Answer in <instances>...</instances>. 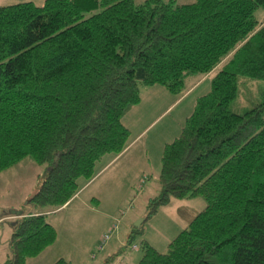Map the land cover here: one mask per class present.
<instances>
[{"label":"trees","instance_id":"16d2710c","mask_svg":"<svg viewBox=\"0 0 264 264\" xmlns=\"http://www.w3.org/2000/svg\"><path fill=\"white\" fill-rule=\"evenodd\" d=\"M259 7L264 0L0 6V172L25 157L44 166L28 199L33 210L11 222L2 264H25L55 242L42 211L65 205L105 154L125 148L129 130L121 119L140 101L139 85L181 92L188 75L218 65L210 91L164 145L160 191L145 219L172 198L201 195L206 207L166 251L143 240L136 264H264V87L252 108H229L239 75L264 81Z\"/></svg>","mask_w":264,"mask_h":264},{"label":"rangeland","instance_id":"374dc122","mask_svg":"<svg viewBox=\"0 0 264 264\" xmlns=\"http://www.w3.org/2000/svg\"><path fill=\"white\" fill-rule=\"evenodd\" d=\"M25 1L40 4L44 0H0V6ZM134 2L139 5L144 0ZM256 17L264 18L263 8H257ZM221 68L222 65H218L210 76L203 78L204 81L198 87L190 90V95L174 104L173 99L181 96L184 89L199 75H188L185 78V88L177 93L160 84L139 85L140 101L128 108L122 116V123L129 130L127 141L133 142L126 152L117 154L98 173L107 160L114 156L105 154L96 163L95 174L81 189L77 199L53 215L57 236L54 254L52 250L50 252L54 256L68 258L73 264H105L113 248L103 256L104 247L118 234L123 243L115 242L118 253L111 257L110 264L117 262V256L122 257L133 249H139L135 251L136 259L133 264H136L142 255L140 248L143 240L159 251H166L168 243L206 207V201L201 195L182 201L172 198L168 204L160 206L154 214L141 221L139 226H135L138 220L145 217L148 202L159 194V172L164 145L179 135L185 117L194 110L196 98L210 91L212 78ZM237 85V96L231 101L229 108L235 113H243L260 101L264 81L239 75ZM152 121L154 122L139 135L142 128ZM43 173L44 166L30 157H25L0 172V256L12 233V221L5 220L6 216L10 211H21L27 207L28 199L37 190ZM109 226L110 231L108 229L105 233ZM102 235L107 238L99 248ZM42 259V256H38L31 264H37Z\"/></svg>","mask_w":264,"mask_h":264},{"label":"crops","instance_id":"0c3cea01","mask_svg":"<svg viewBox=\"0 0 264 264\" xmlns=\"http://www.w3.org/2000/svg\"><path fill=\"white\" fill-rule=\"evenodd\" d=\"M212 72V71H211ZM211 72H209V73H207V74H205V75H199V77L197 78V79H195V80H193L192 82H191V85L189 86V87H186V89L182 92L183 94L181 95V96H179L177 99H173V103L172 104H174L176 101H178L179 99H181L182 97H184V96H186V95H190V90H192L193 88H195V87H198V85L201 83V82H203L204 81V77L205 76H210V73ZM202 96V95H201ZM200 97V96H199ZM196 100H197V98H196ZM196 102V101H195ZM171 104V105H172ZM169 108V107H168ZM164 111H166V109L164 110ZM163 111V112H164ZM187 117H185V119H186ZM157 119V118H156ZM155 119V120H156ZM128 120H130V118H128ZM121 121H123L122 119H121ZM185 121V120H184ZM154 121H152V122H150L148 125H146L144 128H142V130L140 131V133H139V135L141 134V133H143V131L146 129V128H148L152 123H153ZM129 125L131 124V122L129 123V122H127ZM135 138V137H134ZM132 140H130V141H127V143H126V146H125V148L122 150L123 152H126L127 150V148L129 147V145H131L132 144ZM170 142V141H169ZM166 143H168V142H166ZM121 151V152H122ZM120 152V153H121ZM119 155V154H118ZM117 157V155L115 156H112L111 158H109L108 160H107V163H105L99 170H98V173H101V171L108 165V162H110L112 159H114V158H116ZM90 181V180H89ZM89 181H87L86 183H84V184H82L81 185V187H80V189L78 190V192L69 200V202L68 203H66L65 205H63L62 207H60V208H58V209H55V210H45V211H42L45 215H46V220L55 228L56 226H55V224L53 223V221H52V217H53V215L54 214H56L58 211H60V210H62V209H64L65 207H67L68 205H70L75 199H77V197L79 196V194L81 193L80 191H81V189L83 188V187H85L86 186V184L89 182ZM36 189H33V191H35ZM93 198H94V195H93ZM178 200V199H177ZM179 200H184V199H179ZM170 202V201H169ZM179 204V203H178ZM177 205V204H176ZM33 210V207L31 206V205H29V204H27V207H24L23 209H22V212L23 213H30L31 211ZM17 217H15L14 215H10V216H6V218H5V220H9V221H13V220H15ZM11 225V224H10ZM108 229L110 230L111 229V226H109L105 231V233H107V231H108ZM104 233V234H105ZM116 233V232H115ZM103 234V235H104ZM103 235L102 236H100L101 238L103 237ZM7 241H9V239L7 240ZM115 242H117L118 244H122L123 243V240L122 239H120L119 238V236H118V234H116L112 239H110L109 240V242L105 245V247H104V251L102 252L103 253V256L105 255V254H108L109 252H111V249L110 248H113L112 250V252L110 253V255L109 256H107L108 257V259H106L105 260V257H104V260H105V264H110V261H111V257L112 256H114L115 257V255L118 253V248H115ZM55 242L52 244V245H50L49 247H47L45 250H43L39 255H37L36 257H34V258H31V259H27V261H26V263L25 264H31L32 262L31 261H33V260H35V259H37L38 258V256H42L44 259H42V260H38V263L37 264H52L57 258H59V256L57 255V256H54L53 254H54V249H55ZM5 247L6 248H4L3 250H2V252H1V256H0V261H1V264L6 260V258H7V256H8V243L6 242V245H5ZM115 248V249H114ZM53 251V254L50 252V251ZM137 250H139V249H133V250H131L130 252H128V253H126L124 256H117L116 258H118L117 259V262L115 263V264H133L134 262H135V259H136V252L135 251H137ZM105 252H107V253H105ZM89 253H90V250H89ZM88 256H89V254H88ZM106 257V258H107ZM65 259H67V260H69L68 258H65ZM70 261V260H69ZM88 261L89 262H91L89 259H88ZM114 261V260H113ZM71 262V261H70ZM71 264H73L72 262H71Z\"/></svg>","mask_w":264,"mask_h":264},{"label":"water","instance_id":"95a60500","mask_svg":"<svg viewBox=\"0 0 264 264\" xmlns=\"http://www.w3.org/2000/svg\"><path fill=\"white\" fill-rule=\"evenodd\" d=\"M57 157V156H56ZM23 214L22 210L21 211H10L9 215H14L16 217L21 216ZM145 220V217L141 218L138 220V222L135 224V226H139L140 222Z\"/></svg>","mask_w":264,"mask_h":264},{"label":"built area","instance_id":"2783aa9c","mask_svg":"<svg viewBox=\"0 0 264 264\" xmlns=\"http://www.w3.org/2000/svg\"><path fill=\"white\" fill-rule=\"evenodd\" d=\"M105 238H107V236H105Z\"/></svg>","mask_w":264,"mask_h":264}]
</instances>
